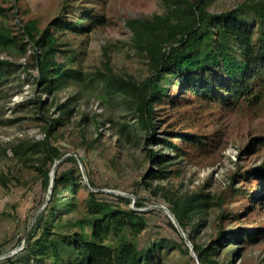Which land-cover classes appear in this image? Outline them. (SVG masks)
<instances>
[{
  "label": "rangeland",
  "instance_id": "1",
  "mask_svg": "<svg viewBox=\"0 0 264 264\" xmlns=\"http://www.w3.org/2000/svg\"><path fill=\"white\" fill-rule=\"evenodd\" d=\"M257 1L210 0L207 10L221 13ZM0 7L7 14V18L0 15V22H6L23 48L17 52L0 50V59L13 64L0 83V264H11L4 260L22 264L25 253L43 231L41 225L27 245L26 234L35 218L42 213L49 215L52 209L71 199L77 208L65 213L59 225L52 223V232L79 230L74 226L78 221L87 232L86 219L91 213L87 204L96 200L110 209L144 212L146 228L130 240L138 249L150 250L151 264H198L192 246H187L168 213L161 208L168 209L162 191L156 189L158 186L168 196L181 197L200 191L210 195L203 223L197 232L189 228L188 231L204 247L216 240L219 230L234 231L229 238L231 244L227 241L221 247L215 245L220 250L216 257L219 264H264L262 184L246 174L264 164V140L258 141L264 137V98L258 104L241 103L229 109L171 84L168 96L155 107L156 137L160 141L145 145L146 134L126 109L124 96L97 79V74L104 73L106 68L136 82L149 77V60L135 46L127 22L170 15L175 10L173 5L163 0H0ZM241 14L252 21L249 12ZM59 15L68 22L84 17L91 28L58 34L59 50L72 58V67L81 72L82 80L49 96L40 93L36 69L31 67V38L35 33L29 37L21 34L27 21L35 20L37 30H41L58 20ZM62 60L60 57L59 61ZM180 97L185 98L178 100ZM38 98L43 103L42 113L48 118L59 116V104H66L71 110L64 116L65 125L58 127L51 138L66 153L56 163L32 146L45 137V123L37 113ZM176 133H192L203 142L214 141L197 149L192 143L182 142L183 135ZM164 139L178 145L181 152L166 146L161 141ZM148 149L168 157L159 163L167 164L165 178L150 179L146 175L157 166L147 162ZM70 156L76 157L77 164L63 161ZM55 164V172H72L76 179L83 177V170L95 187L77 181L73 195L63 190L61 196L53 191V186L45 188L41 172L50 173ZM241 174L244 177H238ZM116 197L131 201H119ZM218 197L223 199L221 206L213 203ZM137 200L143 203L140 209L135 207ZM246 229L263 233L256 242H251L243 236ZM50 238L61 240L55 234ZM119 240L120 236L108 238L109 243ZM29 263L56 264L48 255L30 257Z\"/></svg>",
  "mask_w": 264,
  "mask_h": 264
},
{
  "label": "trees",
  "instance_id": "2",
  "mask_svg": "<svg viewBox=\"0 0 264 264\" xmlns=\"http://www.w3.org/2000/svg\"><path fill=\"white\" fill-rule=\"evenodd\" d=\"M163 1L170 3L175 9L171 10L170 15H155L151 19L127 22L135 46L149 60L151 75L136 82L130 77L123 78L113 74L110 68H106L104 73L97 74L98 80L124 96L126 109L135 116L146 134L145 145L160 141L156 137L158 123L155 107L168 96L171 84L176 83L182 90L199 99L214 101L229 109L237 108L241 103L258 104L264 98V0L245 3L221 13H210L207 10L210 0H196L193 3H189L188 0ZM242 11L251 14L253 18L251 22L241 14ZM5 12L6 10L0 7V15L7 18ZM255 22L258 23L256 26ZM90 28L91 25L87 24L84 17L75 22H68L63 15H59L58 20L52 21L41 30H37L35 20H29L22 26V36L29 37L35 33L34 38H31L33 49L31 67L36 69L40 93L53 96L58 91L81 82V72L72 67V58L59 50L58 34L67 31L77 33ZM17 39L6 22L1 21L0 50L14 52L23 50ZM60 57H63L62 61H59ZM12 65L10 61L0 59V83L10 73ZM184 98L180 97L178 100ZM37 101V113L45 123V137L32 146L42 156H47L52 163H56L61 161L66 153L54 145L51 138L58 127L65 125L67 118L64 116L69 115L71 110L66 104H59L57 106L59 116L48 118L42 113L43 103L40 98ZM176 135H183L182 142L192 143L197 149L204 148L214 141L210 139L203 142L199 136L192 133ZM263 140L264 137L258 139L260 142ZM161 141L181 152V148L175 143L166 139ZM145 157L148 163L157 165L154 171L146 175L150 179L165 178L167 172L164 168L167 164L159 163L167 161L168 157L152 149L147 150ZM63 161L77 164L75 156ZM41 173L44 187L47 188L49 171ZM246 174L261 182L260 194L264 198V164L251 168ZM238 177H244V174ZM234 178L232 177V181ZM86 179L89 186L94 188L88 174ZM81 180L84 181V178L80 176L76 179L72 172L56 171L53 191L59 196L63 190L73 195L76 182ZM156 189L162 191L167 208L185 233L200 264H219L216 257L220 255V250L215 245L219 244L221 247L222 243L227 241L231 244L229 238L234 231L219 230L216 240L206 247L198 244L188 231L189 228L197 232V228L201 222L203 223V214L210 203V195L200 191L174 197L168 196L160 186ZM116 198L119 201H131L129 198ZM213 203L221 206L223 199L218 197ZM134 204L137 209L143 207L139 200ZM87 205L91 212L86 219L89 228L87 232L84 230V224L80 225L79 221L74 224L79 230L52 232V223L59 225L65 213L77 208L73 199L62 203L60 207H55L49 215L43 213L38 215L26 234L27 245L36 236L38 229L42 228L41 225H44L43 231L32 248L25 253L26 259L22 264H30L29 258L33 259L39 255L50 256L56 264H151L150 250L138 249L130 240L137 238L146 228V221L142 217L144 212L136 209H110L106 203H98L96 200L88 201ZM222 216L220 214V218ZM262 233L260 230L253 232L246 229L243 236L251 242H256ZM53 234L61 236V240L51 239L50 236ZM110 235L120 236V240L117 243H109ZM182 245L188 251L186 244ZM4 262L14 264L10 260Z\"/></svg>",
  "mask_w": 264,
  "mask_h": 264
},
{
  "label": "water",
  "instance_id": "3",
  "mask_svg": "<svg viewBox=\"0 0 264 264\" xmlns=\"http://www.w3.org/2000/svg\"><path fill=\"white\" fill-rule=\"evenodd\" d=\"M56 165H57V164L53 165L52 170H51V172L49 173V188L53 186L54 177H55V169H56ZM80 168H81V167H80ZM81 170H82V168H81ZM82 175H83L84 181L87 182V179H86V176H85V173H84L83 170H82ZM91 191H95V190L91 189ZM115 194H117V195H121V196H126L125 194H121V193H115ZM161 208H163V209L168 213V216H169V218H170L172 224L176 227V229L179 231V233L181 234V236L184 238L185 243L187 244V246H189L190 242L186 239V237H185V235H184V233H183L181 227L179 226V224H178L176 218L174 217V215L170 212L169 209H166L165 207H161ZM190 245H191V244H190ZM191 246H192V245H191ZM192 248H193V247H192ZM192 250H193V249H192ZM196 259H197L198 264H200L199 259H198V258H196Z\"/></svg>",
  "mask_w": 264,
  "mask_h": 264
}]
</instances>
